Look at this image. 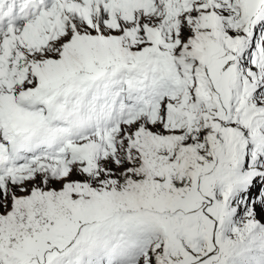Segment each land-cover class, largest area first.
<instances>
[{"label":"snow or ice","instance_id":"1","mask_svg":"<svg viewBox=\"0 0 264 264\" xmlns=\"http://www.w3.org/2000/svg\"><path fill=\"white\" fill-rule=\"evenodd\" d=\"M0 264H264V0H0Z\"/></svg>","mask_w":264,"mask_h":264}]
</instances>
